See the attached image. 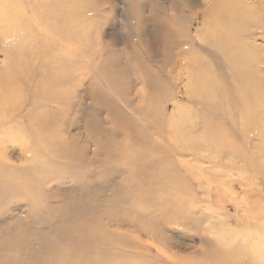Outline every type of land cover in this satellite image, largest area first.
Here are the masks:
<instances>
[{
    "label": "rangeland",
    "instance_id": "1",
    "mask_svg": "<svg viewBox=\"0 0 264 264\" xmlns=\"http://www.w3.org/2000/svg\"><path fill=\"white\" fill-rule=\"evenodd\" d=\"M263 5L0 0V264H264Z\"/></svg>",
    "mask_w": 264,
    "mask_h": 264
},
{
    "label": "bare ground",
    "instance_id": "2",
    "mask_svg": "<svg viewBox=\"0 0 264 264\" xmlns=\"http://www.w3.org/2000/svg\"><path fill=\"white\" fill-rule=\"evenodd\" d=\"M254 1H255V0H254ZM51 2H52V1H51ZM55 2H56V1H55ZM208 2H209V1H208ZM261 2H262V1H261ZM38 3H41V1H39ZM258 4H259V3H258ZM207 5H209V4H207ZM217 6H218V5H217ZM224 6H226V5L224 4ZM255 6H256V4H255ZM263 6H264V5H263ZM209 7H210V6H209ZM228 7H229V6H228ZM228 7H227V8H228ZM260 7H261V6H260ZM262 8H263V7H262ZM209 9H210V8H209ZM214 9H215V8H214ZM219 9H221V8H219ZM40 10H41V9H40ZM222 11H223V10H222ZM239 11H240V10H239ZM208 12H210V11H208ZM215 12H216V11H215ZM215 12H214V13H215ZM220 12H221V11H220ZM234 12H235V11H234ZM210 13H211V12H210ZM217 14H218V13H217ZM219 14H220V13H219ZM215 15H216V14H215ZM227 15H228V14H227ZM236 15H237V14H236ZM211 16H212V14H211ZM233 17H234V16H233ZM233 17H232V18H233ZM210 18H211V17H210ZM236 18H237V17H236ZM239 18H240V17H239ZM248 18H249V17H248ZM227 19H228V18H227ZM243 19H244V18H243ZM243 19H242V20H243ZM205 20H206V19H205ZM216 20H217V19H216ZM225 20H226V19H225ZM234 20H235V18H234ZM236 20H237V19H236ZM239 20H240V19H239ZM239 20H238V21H239ZM203 21H204V20H203ZM210 21H212V20H210ZM210 21H209V22H210ZM227 21H228V20H227ZM231 21L233 22V20H231ZM253 21H254V20H253ZM31 22H32V20H31ZM38 22H39V21H38ZM220 22H221V21H220ZM232 22H231V23H232ZM236 22H237V21H236ZM245 22H246V21H245ZM256 22H257V21H256ZM32 23H33V22H32ZM213 23H216V22H213ZM227 23H228V22H227ZM257 23H258V22H257ZM35 24H36V23H35ZM224 24H225V23H224ZM238 24H239V23H238ZM241 24H242V23H241ZM215 25H217V23H216ZM232 25H233V24H232ZM244 25H245V24H244ZM256 25H257V24H256ZM256 25H255V26H256ZM32 26H33V25H32ZM221 26H222V25H221ZM235 26H236V25H235ZM241 26H242V25H241ZM253 26H254V24H253ZM257 26H258V25H257ZM218 27H219V26H218ZM227 27H229V26H227ZM232 27H233V26H232ZM246 27H248V26H246ZM258 27H259V26H258ZM258 27H257V28H258ZM261 27L263 28V25H262ZM30 28H31V27H30ZM30 28H29V29H30ZM57 28H58V27H57ZM206 28H207V27H206ZM235 28H236V27H235ZM253 28H254V27H253ZM217 29H218V28H217ZM225 29H226V27H225ZM232 29H233V28H232ZM245 29H246V28H245ZM260 29H261V28H260ZM30 30H32V29H30ZM34 30H35V28H34ZM54 30H56V29H54ZM54 30H53V31H54ZM57 30H58V29H57ZM236 30H237V29H236ZM243 30H244V29H243ZM251 30H252V29H251ZM176 31H177V30H176ZM249 31H250V30H249ZM257 31H258V30H257ZM33 32H34V31H33ZM33 32H31V33H33ZM35 32H36V31H35ZM49 32H50V31H49ZM70 32H71V31H70ZM217 32H218V31H217ZM224 32H225V31H224ZM237 32H239V31H237ZM261 32H262V31H261ZM51 33H52V32H51ZM64 33H65V32H64ZM67 33H68V32H67ZM234 33H235V32H234ZM244 33H246V32H244ZM256 33H257V32H256ZM34 34H35V33H34ZM60 34H61V33H60ZM174 34H175V33H174ZM247 34H248V33H247ZM253 34H255V33H253ZM253 34H252V35H253ZM25 36H26V35H25ZM31 36H32V34H31ZM41 36H43V35H41ZM49 36H50V35H49ZM52 36H53V35H52ZM55 36H57V35H55ZM211 36H212V35H211ZM217 36H219V35L217 34ZM226 36H227V35H226ZM28 37H29V35H28ZM44 37H45V36H44ZM47 37H48V36H47ZM58 37H59V36H58ZM182 37H183V36H182ZM197 37H198V36H197ZM257 37H258V36H257ZM23 38H24V35H23ZM37 38H38V37H37ZM59 38H60V37H59ZM164 38H165V37H164ZM258 38H259V37H258ZM24 39H25V38H24ZM30 39H31V38H30ZM34 39H35V38H34ZM49 39L51 40V39H53V38H49ZM167 39H168V38H167ZM177 39H178V38H177ZM180 39H181V38H180ZM191 39H192V38H191ZM220 39H221V38H220ZM220 39H219V40H220ZM20 40H21V39H20ZM31 40H32V39H31ZM55 40H57V39H55ZM185 40H186V38H185ZM214 40H215V39H214ZM13 41H14V40H13ZM29 41H30V40H29ZM52 41H53V40H52ZM190 41H191V40H190ZM190 41H189V42H190ZM19 42H20V41H19ZM53 43H54V42H53ZM221 43H222V41H221ZM231 43H232V41H231ZM231 43H230V44H231ZM255 43H256V42H255ZM12 44H13V42H12ZM15 44H16V43H15ZM186 45H188V44H186ZM215 45H216V44H215ZM219 45H220V44H219ZM219 45H218V46H219ZM222 45H223V44H222ZM240 45H241V44H240ZM256 45H257V44H256ZM8 46H9V44H8ZM220 46H221V45H220ZM220 46H219V47H220ZM232 46H233V45H232ZM30 47H31V46H30ZM183 47H184V46H183ZM219 47H218V48H219ZM223 47H225V46H223ZM228 47H229V46H228ZM235 47H236V46H235ZM237 47H238V46H237ZM261 47H262V46H261ZM218 48H217V49H218ZM221 48H222V47H221ZM226 48H227V47H226ZM232 48H234V47H232ZM229 49H230V48H229ZM235 49H236V48H235ZM262 49H263V48H262ZM220 50L222 51V49H220ZM220 50H219V51H220ZM227 50H228V48H227ZM227 50H226V51H227ZM237 50H238V48H237ZM221 51H220V52H221ZM229 51H230V50H229ZM229 51H228V52H229ZM231 51H232V50H231ZM238 51H239V50H238ZM228 52H227V53H228ZM257 52H258V51H257ZM231 53H232V52H231ZM239 53H240V52H239ZM260 53H261V51H260ZM222 54H223V53H222ZM225 55H226V54H225ZM238 56H239V55H238ZM242 56H243V55H242ZM256 56H257V55H256ZM236 57H237V56H236ZM244 57H245V56H244ZM235 59H236V58H235ZM229 61H230V60H229ZM231 62H232V61H231ZM228 63H229V62H228ZM253 63H254V62H253ZM231 64H232V63H231ZM259 66H261V65H259ZM240 68H241V67H240ZM5 76H7V75H5ZM25 77H26V76H25ZM253 78H254V77H253ZM253 78H252V80H253ZM255 78H256V77H255ZM255 81H256V80H255ZM261 82H262V81H261ZM238 83H239V82H238ZM259 83H260V82H259ZM259 83H258V85H259ZM21 84H22V83H21ZM254 84H255V82H254ZM41 91H42V90H41ZM53 91H54V89H53ZM57 91H58V90H57ZM55 92H56V90H55ZM42 93H43V92H42ZM57 93H58V92H56V94H57ZM245 93H246V91H245ZM247 93H248V92H247ZM43 94H45V93H43ZM56 94H55V95H56ZM59 94H60V93H59ZM39 95H40V94H39ZM59 97H60V96H59ZM39 98H40V97H39ZM260 98H261V97H260ZM37 99H38V98H37ZM237 99H238V98H237ZM35 100H36V99H35ZM250 101H251V100H250ZM240 102H241V101H240ZM247 103H248V102H247ZM251 105H252V104H251ZM258 106H259V105H258ZM1 108H3V107H1ZM1 119H2V118H1ZM7 119H8V118H7ZM3 120H4V119H3ZM256 120H257V118H256ZM258 126H259V125H258ZM260 126H261V125H260ZM258 128H259V127H258ZM260 129H261V128H259V130H260ZM246 131H247V130H246ZM246 131H245V132H246ZM249 131H250V130H249ZM251 131H252V130H251ZM255 131H256V130H255ZM247 132H248V131H247ZM258 132H259V131H258ZM251 134H252V133H251ZM247 135H248V134H247ZM246 137H247V136H246ZM258 145H259V143H258ZM254 147H255V146H254ZM255 148H256V147H255ZM258 148H259V147H258ZM263 148H264V147H263ZM261 149H262V148H261ZM260 153H261V152H260ZM254 154H255V153H254ZM252 158H253V157H252ZM252 160H253V159H252ZM250 161H251V160H250ZM255 165H256V164H255ZM255 172H256V171H255ZM227 198H228V197H227ZM257 200H259V199H257ZM247 210H249V209H247ZM250 212H251V211H250ZM259 220H260V219H259ZM261 220H262V219H261ZM263 221H264V220H263ZM254 223H255V222H254ZM263 224H264V223H263ZM259 229H260V228H259Z\"/></svg>",
    "mask_w": 264,
    "mask_h": 264
}]
</instances>
